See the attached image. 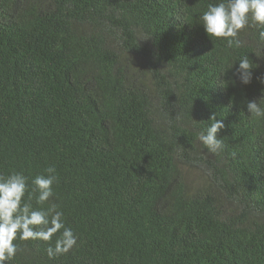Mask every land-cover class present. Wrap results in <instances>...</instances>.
Instances as JSON below:
<instances>
[{
  "label": "trees",
  "instance_id": "16d2710c",
  "mask_svg": "<svg viewBox=\"0 0 264 264\" xmlns=\"http://www.w3.org/2000/svg\"><path fill=\"white\" fill-rule=\"evenodd\" d=\"M208 2L0 0V173L54 165L78 237L52 260L18 241L12 264H264V123L246 109L264 46L214 44ZM247 53L244 85L222 69ZM213 114L219 156L197 140Z\"/></svg>",
  "mask_w": 264,
  "mask_h": 264
},
{
  "label": "clouds",
  "instance_id": "9594fccd",
  "mask_svg": "<svg viewBox=\"0 0 264 264\" xmlns=\"http://www.w3.org/2000/svg\"><path fill=\"white\" fill-rule=\"evenodd\" d=\"M197 20L214 44L219 41L229 49H241L245 46L242 35L254 30L258 46H264V0H210L203 11H198ZM252 52L261 56L257 50ZM255 67L247 53L231 60L222 73L234 69L235 80L249 85ZM257 80L264 83V77ZM261 92L258 100L246 101L249 119L257 125L264 123V89ZM210 121L197 133V140L208 153L219 156L226 148L220 136L226 125L215 114ZM58 183L54 165L31 179L23 171L0 173V264H12L19 251L18 241L45 242L50 260L77 247V235L66 225L61 206L54 202Z\"/></svg>",
  "mask_w": 264,
  "mask_h": 264
}]
</instances>
